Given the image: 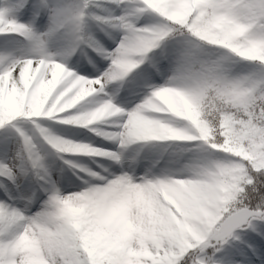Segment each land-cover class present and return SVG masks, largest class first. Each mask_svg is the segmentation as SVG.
<instances>
[{
  "label": "snow or ice",
  "instance_id": "1",
  "mask_svg": "<svg viewBox=\"0 0 264 264\" xmlns=\"http://www.w3.org/2000/svg\"><path fill=\"white\" fill-rule=\"evenodd\" d=\"M0 264H264V0H0Z\"/></svg>",
  "mask_w": 264,
  "mask_h": 264
}]
</instances>
